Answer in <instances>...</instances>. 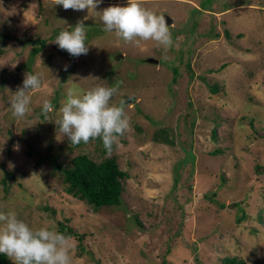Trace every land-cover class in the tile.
Here are the masks:
<instances>
[{
    "label": "rangeland",
    "instance_id": "1",
    "mask_svg": "<svg viewBox=\"0 0 264 264\" xmlns=\"http://www.w3.org/2000/svg\"><path fill=\"white\" fill-rule=\"evenodd\" d=\"M128 2L0 0V212L33 230L68 223L83 237L72 264H264V0H133L173 20L167 52L102 30L97 12ZM78 22L89 51L74 58L54 41ZM27 72L42 86L17 120L9 100ZM117 84L110 103L124 102L129 126L112 153L100 139L69 144L55 124L68 92ZM78 154L117 158L128 174L118 206L96 212L66 194L52 162Z\"/></svg>",
    "mask_w": 264,
    "mask_h": 264
},
{
    "label": "clouds",
    "instance_id": "2",
    "mask_svg": "<svg viewBox=\"0 0 264 264\" xmlns=\"http://www.w3.org/2000/svg\"><path fill=\"white\" fill-rule=\"evenodd\" d=\"M102 2L103 0H56V5L62 6L64 10L90 11L97 9ZM97 13L103 24L102 30L114 33L124 43L154 41L165 52L173 46L165 17L145 9L133 0H129L126 7L109 6ZM54 44L71 57L87 55L89 48L86 46L83 22H78L71 32L61 31ZM41 86L39 75L31 72L24 74L22 85L17 87L9 100L14 119L27 116L31 93ZM118 91V84L111 87L98 86L82 96L69 91L66 99L61 101L59 118L55 121L57 132L66 136L71 145L100 139L110 155L113 145L129 126L124 102L121 101L120 106L110 103ZM51 111V103L45 100L42 112L47 115ZM71 241L72 237L47 228L33 230L26 222L18 219L15 213L0 212V254L6 255L12 264H72Z\"/></svg>",
    "mask_w": 264,
    "mask_h": 264
},
{
    "label": "trees",
    "instance_id": "3",
    "mask_svg": "<svg viewBox=\"0 0 264 264\" xmlns=\"http://www.w3.org/2000/svg\"><path fill=\"white\" fill-rule=\"evenodd\" d=\"M45 41L34 47V52L39 53L45 48ZM214 135V133H213ZM218 151L214 150L211 154L215 155ZM53 166L63 172L64 183L66 185L65 192L69 196L80 200L91 206L94 211H98L106 206H118L123 194L124 180L128 178L127 172L119 166L116 157H107L102 161H96L88 154H78L70 161V165L63 167L57 158L53 159ZM10 177L7 173L6 180ZM45 210L50 211L49 207ZM54 213V211H52ZM238 221L241 223L242 220ZM59 233L77 239L80 243L83 237L68 223L58 221ZM164 263V261H163ZM0 264H12V261L4 254H0ZM221 264H246L237 257H226Z\"/></svg>",
    "mask_w": 264,
    "mask_h": 264
},
{
    "label": "water",
    "instance_id": "4",
    "mask_svg": "<svg viewBox=\"0 0 264 264\" xmlns=\"http://www.w3.org/2000/svg\"><path fill=\"white\" fill-rule=\"evenodd\" d=\"M165 20L167 22L168 25H171L173 23V20L169 17H165ZM149 62L151 63H157V61L153 60V59H150Z\"/></svg>",
    "mask_w": 264,
    "mask_h": 264
}]
</instances>
